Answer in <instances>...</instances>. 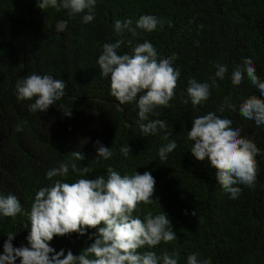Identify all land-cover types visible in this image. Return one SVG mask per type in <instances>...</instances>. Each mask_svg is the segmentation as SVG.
Returning <instances> with one entry per match:
<instances>
[{"label": "trees", "instance_id": "16d2710c", "mask_svg": "<svg viewBox=\"0 0 264 264\" xmlns=\"http://www.w3.org/2000/svg\"><path fill=\"white\" fill-rule=\"evenodd\" d=\"M83 14L42 11L36 0H0V195H14L25 213L0 218V253L9 233L15 235L14 247L27 246L26 213L36 191L60 179H47V171L79 151L84 160L76 161L77 168L90 171L80 177L70 169L64 182L106 175L108 167L121 175L148 171L154 178L152 203L139 204V214L164 211L177 238L139 251H175L178 264H186L192 253L211 264H264V154L255 157L253 185H235L240 194L230 199L216 170L206 160H195L186 139L192 118L217 112L264 153V127L239 113L241 100L259 97V92L247 75L236 86L230 80L246 56L253 57L255 74L264 80V0H97L94 19L83 23ZM142 15L163 20V27L150 33L136 29L135 20ZM59 20L68 22L63 33L55 31ZM114 20L133 22V31L122 34L121 54H131L147 40L158 57H175L172 67L180 76L174 98L149 117L164 121L168 140L177 145L163 161L158 150L168 143L165 132L143 136L134 104L120 105L110 95L109 79L99 75L102 45L117 39ZM216 63L228 71L213 85ZM32 73L49 74L65 84L64 96L44 113L30 112L31 101L16 98V82ZM189 78L210 85L208 99L196 108L184 103ZM225 99L236 108L220 113ZM63 109L71 115L65 116ZM97 141L113 151L109 160L96 157ZM125 145L130 147L126 158L119 151ZM87 232L94 236L96 229ZM93 242L73 233L54 236L50 247L78 255Z\"/></svg>", "mask_w": 264, "mask_h": 264}, {"label": "clouds", "instance_id": "9594fccd", "mask_svg": "<svg viewBox=\"0 0 264 264\" xmlns=\"http://www.w3.org/2000/svg\"><path fill=\"white\" fill-rule=\"evenodd\" d=\"M97 0H36V6L44 11L65 10L71 17L82 15V22L89 23L94 19V8ZM131 20H114L112 30L117 39L102 45L98 56L99 75L109 79L110 95L120 104H134L137 109V125L143 136L157 135L165 132L163 139L168 140L165 122L150 119L158 115L159 107L170 106L174 98V89L180 73L172 67L175 57L162 58L152 44L145 40L137 44L131 54L120 53L122 34L125 30L133 31ZM67 20L55 24L57 33L65 32ZM164 21L153 15H142L135 20V28L152 32L157 26L163 27ZM214 76L210 77L215 85L217 79L223 80L228 71L221 63L213 65ZM245 75L258 90L259 97L252 95L242 99L239 104L240 115L253 121L257 127H264V80L255 74L253 57L246 56L242 64L233 69L230 80L233 86L242 82ZM209 83L198 82L189 78L185 89V104L192 108L201 105L209 97ZM65 84L49 74H28L15 84L18 101H31L30 112H46L56 101L64 96ZM225 108L235 109L230 100L225 101L217 110L223 113ZM65 116L71 110H62ZM19 131L20 129L17 128ZM186 139L191 141L190 153L196 161H207L216 172L218 184L223 187L230 199L239 196L241 189L235 185L251 187L255 179V157L262 155L256 144L240 135V129L233 125L229 118H221L217 112H208L191 120V128L186 132ZM177 147L174 140L161 146L158 150L160 160ZM130 147H120L125 158ZM96 157L109 160L113 155L111 148L96 142ZM84 156L75 151L70 153L65 162L47 171L46 178L56 179L50 186L36 191L30 210L26 213L27 246L14 247L15 235L9 233L0 253V264H178V253L163 251L160 255L151 250L161 242L167 244L176 239L167 214L153 215L147 212L141 218L138 205L152 203L155 180L145 171L138 174L121 175L108 167L106 175L94 178H79L72 183L64 182L69 170L84 177L89 173L87 166L77 168L76 161ZM134 212L136 213L134 215ZM23 212L20 201L12 194L0 195V218H15ZM98 225H103L98 227ZM88 229H96L93 235ZM80 237L89 236L94 242L78 255L71 250L67 253L50 247L53 237L70 234ZM186 264H211L207 257L199 253L186 256Z\"/></svg>", "mask_w": 264, "mask_h": 264}]
</instances>
